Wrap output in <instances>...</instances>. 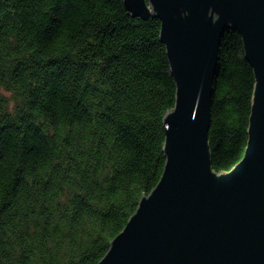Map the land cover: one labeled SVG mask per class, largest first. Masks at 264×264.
<instances>
[{"label": "trees", "instance_id": "1", "mask_svg": "<svg viewBox=\"0 0 264 264\" xmlns=\"http://www.w3.org/2000/svg\"><path fill=\"white\" fill-rule=\"evenodd\" d=\"M160 21L123 0H0V264H96L165 162L175 82ZM211 167L245 150L254 84L218 49Z\"/></svg>", "mask_w": 264, "mask_h": 264}, {"label": "water", "instance_id": "2", "mask_svg": "<svg viewBox=\"0 0 264 264\" xmlns=\"http://www.w3.org/2000/svg\"><path fill=\"white\" fill-rule=\"evenodd\" d=\"M132 16L160 21L175 82L163 117L165 162L96 264H264V0H123ZM236 31L254 84L242 158L211 167L218 49Z\"/></svg>", "mask_w": 264, "mask_h": 264}]
</instances>
